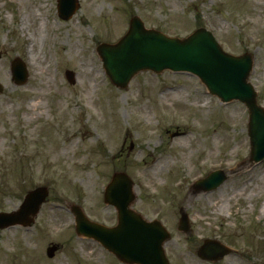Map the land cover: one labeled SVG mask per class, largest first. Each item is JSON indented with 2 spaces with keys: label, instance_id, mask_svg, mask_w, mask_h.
I'll use <instances>...</instances> for the list:
<instances>
[{
  "label": "rangeland",
  "instance_id": "obj_1",
  "mask_svg": "<svg viewBox=\"0 0 264 264\" xmlns=\"http://www.w3.org/2000/svg\"><path fill=\"white\" fill-rule=\"evenodd\" d=\"M78 3L63 20L56 0H0V212L16 210L30 189L47 191L31 224L0 229V264H126L78 235L70 210L115 225V209L103 202L115 171L133 182L130 207L168 230L169 264H264V159L249 162L245 105L221 102L187 72L143 70L118 88L96 51L116 43L134 15L172 37L207 28L224 51L253 56L249 81L264 110V0ZM16 57L28 74L20 85L10 68ZM218 168L224 181L198 191L194 182ZM181 210L188 233L178 229ZM205 239L232 251L202 259Z\"/></svg>",
  "mask_w": 264,
  "mask_h": 264
},
{
  "label": "water",
  "instance_id": "obj_2",
  "mask_svg": "<svg viewBox=\"0 0 264 264\" xmlns=\"http://www.w3.org/2000/svg\"><path fill=\"white\" fill-rule=\"evenodd\" d=\"M78 7V0H57V12L62 19L70 18ZM97 51L106 73L119 88H124L140 70L157 73L170 69L195 74L208 91L223 102L241 101L248 109L249 161L256 162L264 157V110L257 105L255 91L247 81L252 68V55L234 56L224 52L205 28H199L183 39L167 37L158 31L145 29L136 16L131 18L128 32L118 43H101ZM11 71L16 84L25 82L27 72L19 58L12 61ZM66 77L73 82L72 71H66ZM224 179L223 171L218 170L197 181L195 186L198 191L211 190ZM132 184L125 173L115 172L105 188L104 202L113 205L117 211V223L113 227L90 221L78 206L72 205L76 232L99 241L121 262L169 264L162 247L169 233L159 221H146L130 209L135 199ZM46 194L45 187H36L24 196L17 210L0 212V229L31 224ZM178 228L189 232L188 218L182 210ZM57 248L54 244L48 246L47 256L52 257ZM229 252L228 247L215 240H205L198 249L201 258L213 261Z\"/></svg>",
  "mask_w": 264,
  "mask_h": 264
},
{
  "label": "bare ground",
  "instance_id": "obj_3",
  "mask_svg": "<svg viewBox=\"0 0 264 264\" xmlns=\"http://www.w3.org/2000/svg\"><path fill=\"white\" fill-rule=\"evenodd\" d=\"M31 15V12H29L28 13V16H30ZM26 27H27V25L29 24V18H28V20L26 21V22H24L23 23ZM46 24H44V26H45ZM37 28H33V30L35 31ZM39 37V34L37 33V34H35V32H32V44H31V46H33L34 45V41L36 40V39H39L38 38ZM35 59H37V56L35 55H33V54H31V56H30V61H31V63H35ZM37 106H39V102H37V104H35L33 107H37ZM184 133H185V131H184ZM184 138H186V137H184ZM183 138V139H184ZM155 159V158H154Z\"/></svg>",
  "mask_w": 264,
  "mask_h": 264
}]
</instances>
